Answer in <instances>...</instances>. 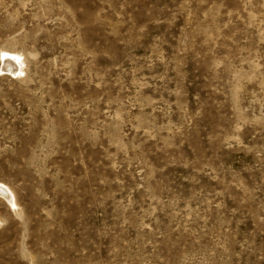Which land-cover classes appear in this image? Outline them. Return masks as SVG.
<instances>
[{
	"label": "rangeland",
	"instance_id": "374dc122",
	"mask_svg": "<svg viewBox=\"0 0 264 264\" xmlns=\"http://www.w3.org/2000/svg\"><path fill=\"white\" fill-rule=\"evenodd\" d=\"M0 185V264H264V0H0Z\"/></svg>",
	"mask_w": 264,
	"mask_h": 264
},
{
	"label": "bare ground",
	"instance_id": "6f19581e",
	"mask_svg": "<svg viewBox=\"0 0 264 264\" xmlns=\"http://www.w3.org/2000/svg\"><path fill=\"white\" fill-rule=\"evenodd\" d=\"M11 62V61H10ZM12 64H13V62H12ZM7 69H9V68H7ZM0 193L1 194H5V195H9L10 194V196H11V191L9 190V189H7L6 187H4V186H1L0 185ZM13 198V197H12Z\"/></svg>",
	"mask_w": 264,
	"mask_h": 264
}]
</instances>
